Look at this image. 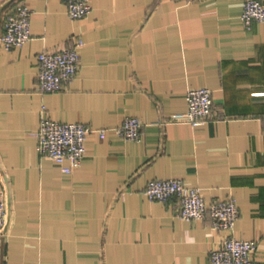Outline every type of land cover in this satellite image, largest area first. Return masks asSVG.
<instances>
[{
	"label": "crops",
	"instance_id": "crops-1",
	"mask_svg": "<svg viewBox=\"0 0 264 264\" xmlns=\"http://www.w3.org/2000/svg\"><path fill=\"white\" fill-rule=\"evenodd\" d=\"M244 2L90 0L89 17L72 20L62 0H0V34L5 14L32 11L31 39L0 44V264H209L227 233L209 216L181 219L177 198L143 194L165 179L207 203L233 198L232 235L256 241L253 264H264V24H243ZM75 36L76 76L40 93L38 54ZM198 88L211 90L213 117L196 128L172 121ZM43 114L94 130L70 173L38 153ZM126 117L141 121V140L99 135Z\"/></svg>",
	"mask_w": 264,
	"mask_h": 264
},
{
	"label": "built area",
	"instance_id": "built-area-1",
	"mask_svg": "<svg viewBox=\"0 0 264 264\" xmlns=\"http://www.w3.org/2000/svg\"><path fill=\"white\" fill-rule=\"evenodd\" d=\"M62 3L72 20L85 19L92 12L90 0H62ZM31 15V9L22 4L14 12L3 16L0 44L4 50L21 47L31 39ZM241 19L245 26H250L254 22L264 24V1L245 0ZM83 44V39L75 36L73 45L68 48L38 54L40 93L58 92L76 76L80 68V49ZM186 103V111L174 114L172 121L184 122L196 128L213 117L214 104L210 89L190 90L186 95ZM142 126L138 118L126 117L120 126L102 129L98 133L104 137L111 132L126 140L139 141L142 138ZM91 132L94 130L82 122H58L43 114L37 132L38 153L41 157L59 164L63 172L70 173L82 164L85 140ZM143 194L149 200L162 204L171 198H177L180 203L178 216L181 219L191 221L209 216L215 230L227 233L218 246L211 250L209 264L254 263L253 255L257 249V242L240 240L232 235L239 217L233 198L217 199L207 203L199 188H189L179 179L150 180ZM6 227L7 208L0 191V240L4 238Z\"/></svg>",
	"mask_w": 264,
	"mask_h": 264
}]
</instances>
